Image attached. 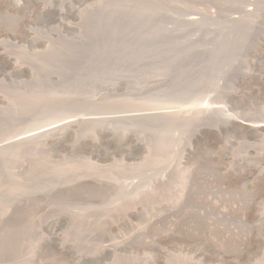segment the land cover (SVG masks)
I'll use <instances>...</instances> for the list:
<instances>
[{
  "label": "rangeland",
  "instance_id": "rangeland-1",
  "mask_svg": "<svg viewBox=\"0 0 264 264\" xmlns=\"http://www.w3.org/2000/svg\"><path fill=\"white\" fill-rule=\"evenodd\" d=\"M0 264H264V0H0Z\"/></svg>",
  "mask_w": 264,
  "mask_h": 264
},
{
  "label": "bare ground",
  "instance_id": "bare-ground-1",
  "mask_svg": "<svg viewBox=\"0 0 264 264\" xmlns=\"http://www.w3.org/2000/svg\"><path fill=\"white\" fill-rule=\"evenodd\" d=\"M169 107H171V106H169ZM174 107V106H173ZM176 107V106H175ZM212 108H214V107H212ZM210 109V108H209ZM214 109H216V108H214ZM169 110V109H168ZM171 110V109H170ZM179 110V109H178ZM188 110H190V109H188ZM199 110V109H198ZM206 111L208 112V110H207V108H206ZM214 111V110H213ZM191 112V111H190ZM190 112H188V113H190ZM193 112V111H192ZM200 112V111H199ZM209 112H210V110H209ZM172 113H175V111H172L170 114H172ZM155 114H157V113H155ZM159 114V113H158ZM162 114V113H161ZM177 114V113H176ZM122 116V115H121ZM144 115H142V117H143ZM150 116V115H149ZM161 116V115H160ZM123 117V116H122ZM162 117H164L163 115H162ZM85 118V117H84ZM104 118V117H103ZM109 118V117H108ZM116 118V117H115ZM120 118V117H119ZM76 119V118H75ZM83 119V118H82ZM110 119V118H109ZM88 120H89V118H88ZM101 120V119H100ZM105 121H106V119H104ZM103 120V121H104ZM111 120V119H110ZM120 120V119H119ZM71 121V120H70ZM78 121V120H77ZM80 121V120H79ZM78 121V122H79ZM84 121V120H83ZM94 121V120H93ZM72 122H73V120H72ZM80 122H82V121H80ZM86 122V121H85ZM88 122H91V120H89ZM256 122L257 121H254L253 123H255L256 124ZM65 123V122H64ZM74 123V122H73ZM83 123V122H82ZM63 124V123H62ZM66 124V123H65ZM242 124V123H241ZM252 125V124H245L246 126H247V128H257L259 125ZM59 125V124H58ZM58 127V126H57ZM62 126L60 125V128H61ZM50 128V127H49ZM55 128V127H54ZM59 129V128H58ZM45 131V130H44ZM50 132H51V130H50ZM40 133V132H39ZM42 133H44V132H42ZM41 133V134H42ZM37 136V135H36ZM40 136V135H39ZM31 137H33V136H31ZM28 138V137H27ZM25 140H26V138H25ZM27 140H29V138L27 139ZM162 147V146H161ZM8 148V147H7ZM185 173V172H184ZM188 173V172H187ZM186 173V175L185 174H178V176L176 177H174L175 179H174V183H172L170 186H168L166 189V194L163 196L164 197V199L161 201L162 203H161V205H160V209L159 210H161V209H163V208H169V209H171L172 208V205H173V203H174V201L175 202H177L178 204L179 203H183L185 200H186V194H187V186L189 185V183H190V178H189V176H188V174ZM139 176V175H138ZM171 181V180H170ZM141 182V181H140ZM172 182V181H171ZM190 187V186H189ZM190 192V191H189ZM162 197V198H163ZM167 201V202H166ZM169 202V203H168ZM127 203V202H126ZM155 203H157L156 201H155ZM167 203V204H166ZM176 203V204H177ZM156 206H157V204H156ZM159 206V205H158ZM157 208H159V207H157ZM154 210V209H153ZM165 210V209H164ZM156 212V211H155ZM158 212V211H157ZM137 228H139L138 226H137ZM112 247V246H111ZM107 248V246L106 245H104V244H99V248H98V250H101V249H106Z\"/></svg>",
  "mask_w": 264,
  "mask_h": 264
}]
</instances>
